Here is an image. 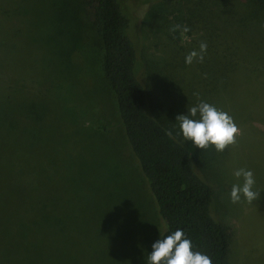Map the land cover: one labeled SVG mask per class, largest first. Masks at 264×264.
Instances as JSON below:
<instances>
[{"label": "trees", "instance_id": "1", "mask_svg": "<svg viewBox=\"0 0 264 264\" xmlns=\"http://www.w3.org/2000/svg\"><path fill=\"white\" fill-rule=\"evenodd\" d=\"M125 1L33 2L34 13L42 21L35 28L49 22L55 34L67 36H54L64 38L55 46L62 57L52 62L55 69L51 70L50 78L53 84L58 83L56 87L61 93L52 92L55 108H50L46 99L22 101L19 81L16 78L5 80L0 72V148L7 159V173L0 183V264H70L73 254H77L83 244L80 228L85 226L90 238L86 257L92 253L97 255L98 251V264H124L126 258L121 257L118 248L122 243L120 237L139 226L136 215L123 214L124 207L134 202L125 193L128 190L151 202L154 208L149 222L147 216L146 236L153 234L149 224L155 219L162 226L154 235L155 242L181 229L192 241L194 251L208 255L213 264H227L229 240L212 213L214 192L194 169L193 152L181 140L176 117L188 114V107L196 106L200 100L216 106L212 98L217 97L222 84L220 89L216 83L214 87L198 86L212 82L209 60L213 57L216 63L214 81H226L224 75L233 69L227 72L224 60L243 52L244 40L239 38L242 31L262 25L264 0H240V5L221 0H191L198 11L191 13L186 23L190 29L187 33L192 38L188 53L198 51L202 41L208 45L204 62L193 63L198 72L189 71L185 59L173 63L169 58L163 64L141 68L134 20ZM157 1L162 7L183 2ZM79 6L86 7L85 11H80ZM239 6L243 13H238ZM87 10L94 15L91 26ZM93 26L98 39L96 52L100 72L114 101L127 145L123 158H118L116 150L109 151L111 145L105 144L104 138L89 135L93 138L88 139L81 135L80 128L76 135L82 141L73 140L74 150L64 148L66 141L62 145L53 139L55 134L73 138L70 131L64 136L62 130H58L63 120L83 121L88 113L87 110L76 111L70 99L87 102L89 107L93 106L91 100L97 99L96 88L88 89L84 78L74 79L80 69L77 68L78 57L71 56L79 50L78 32ZM222 40L228 41V45ZM223 45L225 50L220 48ZM84 62L82 59L81 63ZM1 66L0 63V70ZM93 66L98 69L97 62ZM192 82L197 84L196 88L191 87ZM155 92L161 95L154 101L162 98L164 111L165 108L175 111L174 115L160 111L171 122L168 128L151 113ZM196 92L199 98L194 95ZM210 92L213 97H209ZM168 130L173 132V138L166 135ZM127 160L136 167V174L127 167ZM25 174L33 179L24 180ZM143 188L149 198H144ZM78 204L84 210L92 209L90 215L82 216L77 212ZM150 211L152 209L148 208ZM101 227L109 231H102ZM107 232L117 238V247L112 249L107 240L101 241ZM85 264L93 263L86 258Z\"/></svg>", "mask_w": 264, "mask_h": 264}, {"label": "rangeland", "instance_id": "2", "mask_svg": "<svg viewBox=\"0 0 264 264\" xmlns=\"http://www.w3.org/2000/svg\"><path fill=\"white\" fill-rule=\"evenodd\" d=\"M221 1L240 5V0ZM33 2L34 0H0V63L2 64L0 72L5 80L16 78L19 81V94L22 95V101L27 98L46 99L48 106L55 108L53 99L55 95L52 96V92L61 93V91L56 87L58 83L53 84V81L50 80L51 70L55 69L52 62L54 59L62 57L59 56L62 54L61 51L57 50L55 46L59 42H63L67 36L61 33L55 34V30L49 22H45L44 27L36 29L35 26L38 27L42 21L34 13ZM125 2L134 20L141 68L154 63L163 64L169 58L173 63L185 59L189 44L192 42L191 35L180 31L172 32L170 29L177 24L187 25L188 18L192 16L191 13L198 11V6L194 5L193 1L183 0L182 3L169 7L160 6L161 4L157 0H126ZM242 6H239L238 13H243ZM78 9L85 11L86 7L83 9L79 6ZM85 13L89 15L88 25L91 26L94 15L88 10ZM94 27L78 32V37L82 36L76 39L79 42V50L71 56L78 57L79 64L76 67L80 69L75 72L74 79L84 78L88 89L96 88L97 99L91 100L93 106L90 104V107L87 102L70 99L71 104L76 107V111L87 110L88 113L82 118L83 121L74 119L73 123L69 119H64L63 125H60L61 127L58 125V130H62L64 136L70 131L71 134H74L73 138H64L62 135L55 134L53 139L62 145L66 141L64 148L74 150L75 145H71L73 140L74 142L82 141L76 135L78 134L77 129L80 128L83 131L81 135L87 136L88 139L93 138L89 135H96L100 140L104 138L105 144L111 145L109 151L113 152L114 149L118 158H123L122 153L127 145L117 118L114 101L100 72L98 53L96 52L98 49L96 40L98 39ZM56 35H62L64 38H54ZM239 38L244 40L243 52L237 57L231 56L224 60L225 70L229 72L231 68L233 69L232 72L224 75L226 81H214L213 75L216 74L213 71L216 69V63L212 57L209 60L211 61L209 72H211L212 82L198 85L205 88L209 85L214 87L216 83L219 88L222 84L223 88H219L217 97L212 100H215L214 104L217 108L232 116L240 128L241 134L237 137V143L220 153L215 150L214 146H209L204 150L199 149L191 141L185 140L183 135L181 140L193 152L191 153L194 169L207 180L214 192L212 213L216 221L226 231L229 240L227 264H264V21L258 28L252 27L248 31H242ZM222 41L224 45H228V41ZM224 45L220 46L223 50L226 49ZM93 48L95 58L92 57ZM226 53L231 54L232 52L227 51ZM82 59H85L84 63H81ZM96 62L98 69H94L93 66ZM188 70L198 72L195 64L190 65ZM188 76L190 77V75ZM60 81H58L59 84ZM190 84L192 88L197 86L194 82ZM60 86L63 87V84ZM77 92L81 94L80 91L77 90ZM157 95L161 94L155 92L150 110L152 115L168 128L171 122L160 111L170 115H174L175 111L165 108L162 103L164 111L161 107L163 99L154 101ZM211 96L213 97L212 92L209 97ZM166 107L168 106L166 105ZM58 119H55L56 124L60 122ZM59 133L61 134V132ZM128 159L130 158L128 157ZM126 163L131 173L136 174V167L131 166L128 160ZM6 167L5 152L0 148V183L4 178L3 175L5 176L7 173ZM240 168L251 170L254 173L256 181L254 190L261 193L260 199L252 204L244 201L243 197L241 203L233 204L231 202L232 186L242 183V180H238L234 175V172ZM27 175L25 174L24 180L33 179ZM140 183L144 185L141 179ZM142 190L145 192L144 198H149L146 188ZM125 193L134 202L128 204L127 208L124 207L123 214L127 217L136 215L139 226L133 227V231L124 232L125 235L120 237L122 243L118 244V248L121 249V257L126 258L124 264H146V258L151 253L152 244L156 240L154 235H157L162 226L153 219L149 224L153 234L146 236L148 231L147 216L149 222L150 216L155 212L152 203L149 204L146 199L143 201L133 191L128 190ZM78 205L77 212L82 216L90 215L92 209L87 211L82 209L81 204ZM148 208H151L152 211L148 212ZM141 227L142 229H140ZM101 228L102 231H109L106 230V227ZM80 229H82L83 244L80 245L78 253L73 254L70 264H85L86 258L93 264H98V251H96L97 255L92 253L91 256L86 257L90 239L88 227ZM96 236L94 233V237ZM115 239L117 238H113L112 234L107 232L104 233L101 241L107 240L108 246L111 245L110 247L113 249L117 247ZM113 240H115L114 244H112ZM100 243L98 240L97 244Z\"/></svg>", "mask_w": 264, "mask_h": 264}, {"label": "clouds", "instance_id": "3", "mask_svg": "<svg viewBox=\"0 0 264 264\" xmlns=\"http://www.w3.org/2000/svg\"><path fill=\"white\" fill-rule=\"evenodd\" d=\"M170 31L187 33L190 29L186 25L177 24ZM207 49V43L202 41L198 51L192 50L185 55L186 65L203 63ZM194 95L199 98L200 94L196 92ZM176 121L183 138L202 150L214 146L217 152L223 153L229 146L237 143V137L241 134L232 116L203 100L196 106L188 107V114L177 115ZM166 135L173 138L171 130L166 131ZM234 175L242 183L234 184L231 188L230 198L233 204L241 203L242 197L248 204L260 199L261 193L254 190L256 181L251 170L240 168ZM146 264H213V261L208 255L194 251L192 241L183 230L177 229L152 244Z\"/></svg>", "mask_w": 264, "mask_h": 264}]
</instances>
